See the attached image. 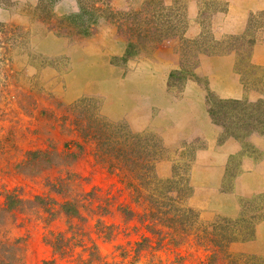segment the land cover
Listing matches in <instances>:
<instances>
[{
    "label": "rangeland",
    "instance_id": "obj_1",
    "mask_svg": "<svg viewBox=\"0 0 264 264\" xmlns=\"http://www.w3.org/2000/svg\"><path fill=\"white\" fill-rule=\"evenodd\" d=\"M228 9L226 0H0V230L16 243L15 264H264V134L227 136L210 109L236 99L198 72L202 55L235 52L245 89L260 95L238 101H264V69L250 61L264 11L245 34L217 36L214 19ZM36 152L49 155L29 164ZM67 177L65 195L50 191ZM14 190L23 210L7 212ZM37 196L54 200L55 220ZM66 200L82 219L62 212ZM60 233L80 241L71 257L48 243ZM93 249L99 260L89 262Z\"/></svg>",
    "mask_w": 264,
    "mask_h": 264
},
{
    "label": "trees",
    "instance_id": "obj_2",
    "mask_svg": "<svg viewBox=\"0 0 264 264\" xmlns=\"http://www.w3.org/2000/svg\"><path fill=\"white\" fill-rule=\"evenodd\" d=\"M44 1V0H43ZM48 1V0H47ZM42 2V0H41ZM88 28H91L88 26ZM246 37H238L236 39L237 43H239V47H236L238 52H242L244 50V46L247 44V40H245ZM256 41L250 42L251 51L255 45ZM138 47V45L131 43L129 45V48L127 50V57H131L135 53V49ZM139 51V49H137ZM136 51V52H137ZM181 71H176L171 75V79H176L178 75H181ZM218 109H214V107H211L210 109V116L211 118L220 126L223 127L225 134L227 136H232L235 138H241L246 135H249L254 132H259L264 134V101H261L254 105H249L246 102L238 101V100H217L216 102ZM243 107H246L244 109ZM83 149H80L82 151ZM49 155L48 152H36L29 154V164L35 161H40L42 158L46 159ZM81 155V153H73V157L77 158ZM67 156V155H66ZM45 161V160H44ZM70 179V177H67L66 179L60 178L57 179V181L48 183L50 191L55 192L59 195H65V188L67 181ZM5 196V211L7 212H13L16 210H23V199L20 197V194L18 191H7V193L4 194ZM94 196L93 192H90L85 195V198H89ZM165 198H167V194L164 195ZM35 202L38 206H42L46 213L49 214V220L53 221L56 218V211L53 207L54 200L42 198L40 196H37L35 198ZM151 204L154 206V199L150 200ZM157 204V203H156ZM166 206V203H163ZM61 206L62 212L69 218V219H82L81 213L77 207V205L70 200H66ZM125 213L126 217L131 216V211L128 209H122ZM104 212H106L104 210ZM1 223V222H0ZM73 227L71 226V229ZM181 234H186V229L182 226L180 228ZM235 235V233H232ZM111 236V232L107 233V237L109 238ZM227 238L231 240L232 235H226ZM236 238V235H235ZM75 240V242H74ZM225 240V236L223 238ZM235 240H238L237 238ZM147 241V239H144L143 242L138 243V249H136V253L141 251L144 247V243ZM50 246L53 248L54 252L58 254L61 257H71L73 250L78 244H80V241L76 240L75 237L69 239L65 237L64 234L60 233L57 235H54L52 239L48 241ZM16 243L14 240H10L6 234L5 231L0 230V258L2 260L1 264H15L14 259L17 258L18 261V255L17 252L14 250L12 251L13 247H15ZM10 249V251H9ZM12 251V252H11ZM90 259L89 262H92L96 259L99 260V256L96 251L91 250L90 252ZM13 256V257H11Z\"/></svg>",
    "mask_w": 264,
    "mask_h": 264
},
{
    "label": "crops",
    "instance_id": "obj_3",
    "mask_svg": "<svg viewBox=\"0 0 264 264\" xmlns=\"http://www.w3.org/2000/svg\"><path fill=\"white\" fill-rule=\"evenodd\" d=\"M229 4L227 14H219L214 19V30L217 36L243 35L247 32L251 14L264 11V0H226ZM251 64L264 69V35L255 43ZM237 54L227 52L202 55L198 72L206 77L211 89L221 98L257 100V91L248 92L239 72L236 71ZM264 82V79H263Z\"/></svg>",
    "mask_w": 264,
    "mask_h": 264
}]
</instances>
